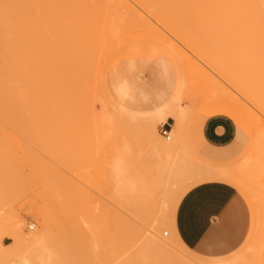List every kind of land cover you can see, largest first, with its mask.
<instances>
[{
  "label": "rangeland",
  "instance_id": "1",
  "mask_svg": "<svg viewBox=\"0 0 264 264\" xmlns=\"http://www.w3.org/2000/svg\"><path fill=\"white\" fill-rule=\"evenodd\" d=\"M177 1L175 5L179 8L178 4L181 6L183 0L180 3ZM185 1L182 5L184 9L188 0ZM68 2L45 0V21L51 23L55 19H63L68 12ZM164 2L166 0H82L79 39L75 43L89 48L91 42L95 41L94 47L89 49V70L93 73L98 68L88 81V97L81 93L78 100L72 103L69 119L51 118L41 124L38 122L26 126L7 127L0 124V147L7 145L17 150H14V170L0 173V264L34 262L29 261V247L16 245L15 248L8 232L12 227H20L23 235H28L43 229L44 217L38 209L49 206L46 192L51 186H58L62 193L63 264H68L71 236L77 235V232L80 234L76 237L79 236L78 249L81 255L85 242L90 245L92 254L97 255L91 254L94 257L91 258V264L95 261V264H184L187 260L190 261L186 264H193L194 261L196 264L214 261L264 264V192L260 189L264 188V183L259 182L260 179L264 182V109L258 106L252 96L243 93L233 81L210 67L182 43L181 35L185 30L187 32L191 24L194 27L193 19L184 16L192 14V10L188 11V3V9L183 10L185 13L181 12L182 6L181 11L176 8L180 20L176 19L178 13H173L174 4H171L173 9L165 11L172 12L170 14L175 18L172 17L171 21H180V25L175 24L177 27L184 24L181 23L182 17H186L184 22L193 21L183 26L188 29L179 27V30H183H180V37L175 26L164 23L167 31L181 40L167 36L173 39L174 44L180 41L178 44L181 45L176 43V46L185 54L188 53L182 56L183 59H189L182 61L177 51H173V48L169 51L178 54L183 63L182 71L174 53L175 57L149 44L130 45L111 56H102L101 52L110 46V40L116 42L119 36H126L132 29L136 30L145 24L147 16L137 5L140 4L153 17L156 14L154 10L157 11L159 22L163 24L160 15L166 6L162 10L159 6ZM170 3L173 2L170 0ZM128 4L133 7H128ZM188 23L191 24L188 26ZM112 31L119 35L114 33V37ZM83 37L84 40H80ZM71 48L72 38L55 49L66 52ZM156 56L165 60L171 83L163 100L159 99L158 94L164 90V80L160 71L153 68ZM197 62L205 72L195 68ZM207 74L220 82L224 89L215 88ZM181 79L183 83L179 82ZM180 83L183 86L179 87ZM177 85L179 90L176 89ZM228 93L231 97L225 105L224 99ZM173 95L178 98H171ZM172 99V103L179 104L184 110L185 117L180 130L175 128L172 118L164 121L153 114L157 105H166ZM120 113L127 117L122 125L116 120V114ZM216 115L230 118L237 128L234 144L224 152L209 150L202 136L204 122ZM115 121L119 124L118 129L114 127ZM163 125L174 129L170 140L161 134ZM234 171L254 175L248 178L251 181L249 184L254 187L249 185L247 191L242 193L236 189L248 214L247 237L238 252L228 259H201L187 252L172 232L175 209L183 195L199 183L223 181L232 185ZM248 193L254 194V200ZM16 222H21V225L17 226ZM163 231L168 234H163ZM102 237L104 240H101ZM151 238L167 241L170 247L154 249ZM79 240H82L81 244ZM165 248L167 251L164 252ZM40 250H34V257ZM37 258H34L36 261L33 264H41Z\"/></svg>",
  "mask_w": 264,
  "mask_h": 264
},
{
  "label": "bare ground",
  "instance_id": "2",
  "mask_svg": "<svg viewBox=\"0 0 264 264\" xmlns=\"http://www.w3.org/2000/svg\"><path fill=\"white\" fill-rule=\"evenodd\" d=\"M81 1L82 0H69L68 12L66 13V16L63 19L58 18L51 23H48L45 21L44 16L45 0H0V124L7 125V127L17 125L26 126L32 123L39 124L38 122L41 124V122L44 123L51 118H53V120H62L65 119V117L66 119H69L72 112V103L78 100L81 93L88 97V81H90V77L93 74L97 73L98 68L93 70V73L89 70V49L94 47L95 44L93 43H95V41L91 42L88 46L89 48H87L86 45L77 46L75 43L78 38V26H81L79 23L82 16L80 10ZM171 1L173 3H170V0H166V2L162 3L163 5H158L161 10L166 6V9L162 11L160 15L163 24L159 22L160 18L157 16V11L154 10L156 13L154 14L157 16H154V18L153 15H149V13H147L140 4L138 6L134 3L147 16L145 24L136 30L131 28L132 30L126 34V36H119L116 42H111L110 40V46L106 47L105 50L103 48L104 52H101L103 53L102 56L104 54L107 57L108 55L111 56L123 47L133 43L146 42L158 45L168 53L170 49L173 48V51L175 50V52L177 51L176 53L180 54L182 60L185 53L181 50V48H179L181 44L178 43L181 42L178 41L177 43L175 41L179 46H176V43L174 44V41H172L173 39L171 40L168 36L170 35L173 38H176L177 36L169 33L164 26V23L173 27L175 26L174 28H177V31H179L178 36L180 37V32L183 30L180 29V31L179 27L182 29H188L183 26L186 25V22L192 21L186 20V22H184L187 17L188 19H193V25L195 28L192 27L191 24L193 21L187 25L189 26L191 24L189 29L194 28V31L192 30L190 32L191 29H188L189 31L187 30L186 32L185 30V33L181 35L182 37H180L181 39L183 38V40L179 37H177L176 40L179 38V40L185 44L187 49H190L198 54L204 62H206V64L215 68V70L219 71V73L233 81L238 89H240L243 93L252 96L258 106L264 109V0H188L187 3L190 8L188 11L190 12V10H192V14L189 13L191 15L188 17L187 12L186 15L180 13L181 16L184 15L186 17H182L183 19L181 18V23L184 24L178 27L175 24L180 25V21L178 22L174 20L177 23L171 21L175 18L173 15L171 16V9L169 11L171 14L167 13L168 11L165 12L168 8H172L173 4L174 7L176 6V0L175 2L174 0ZM178 1L180 3V0ZM184 1L185 0L181 2L182 5L186 2ZM133 2L135 1H132V3ZM187 3L186 5L184 4L186 7H188ZM130 5L131 4H128L127 6L132 8L133 6ZM178 5L181 11L182 5ZM186 7L185 9H188ZM159 8L156 7L155 9ZM176 8L178 7L176 6L174 8L175 10H173V13H178L176 19L179 18L178 20H180V17H178L179 12H177ZM185 9L183 7L181 12H184L183 10ZM158 12L161 11L158 10ZM190 16L193 17L190 18ZM115 28H117V26L114 27V29ZM116 30L119 31L118 29ZM114 31H112V35H114V33L116 34ZM117 35L119 34L117 33L116 36ZM71 38L72 48L70 51L64 52L62 50L58 51L55 49L59 46L62 47L63 43L65 41H70ZM84 38L85 37L80 40L83 41ZM56 44H58V46H55ZM101 44L106 45L105 42H102ZM111 44H113V46ZM184 44L182 45V48L185 47ZM185 51L187 52V50ZM173 53L174 52L171 50L169 54L175 57L174 54L176 55V53ZM177 55L176 61L178 57L179 61H177V63L182 71L183 63H181V60ZM186 57L187 56H185V58ZM186 59L188 60L189 57ZM186 59L183 60L186 61ZM186 64L184 66H187ZM99 65L96 67H99ZM192 66L194 65L192 64ZM197 67L205 72L204 68L198 65V62L196 63L195 68L197 69ZM184 69H186V67H184ZM196 69L195 71L197 72ZM208 78H210L211 84L215 88L224 89L222 84L213 76L208 75ZM180 81L183 83L182 79L179 80V82ZM181 83L179 87L183 86ZM179 87L177 85L176 89L179 90ZM178 90H176V92H178ZM173 97L174 95L171 98ZM230 97L231 96L228 93L224 99L225 105H227L226 101ZM175 98L178 97H174V99ZM174 99L170 100L171 102L168 101L166 105L157 107L155 112L153 111V114H156L158 118L164 119V121L169 117H173L177 125V130H180L183 126V118L185 117H183L184 110L179 104L175 105L172 103ZM103 110H105L104 107ZM106 113L108 114V112ZM117 114L116 120L120 122V125H122V123L127 120V117L121 113L119 115ZM110 117H112V115H110ZM101 118L106 119L103 116ZM100 119L97 121H100ZM117 121H115L114 127L118 129L119 124H116ZM5 133H8V131ZM173 133L174 131L169 133V136L166 139L170 140V134ZM14 150L11 147H7V145L2 148L0 147V173L14 170L13 162L16 160L15 151H17ZM252 163L253 162L250 164ZM259 171L260 170H258V172ZM161 172L162 174L165 173L164 171ZM252 173L254 174V172ZM232 175L233 180L231 184L234 188L241 190V193L247 191L249 185L254 187L249 184L251 181L248 179L249 176L254 175L243 171H234ZM16 177L18 178V176ZM257 179L260 178L258 177ZM254 180L256 181V179ZM260 180V183H264ZM159 181L160 180H156V182ZM255 183H257V181ZM260 189H263L262 192H264V188ZM258 192L260 194V191ZM46 194L48 195L47 200L50 202L48 203L49 206L38 209L44 217L43 229L41 231H34L28 235H23V232L20 231V227H12V229L9 230L8 235L13 242L12 244L15 245V248L16 245L29 247V261L34 260L35 262L36 260L34 258L38 257L39 259L37 258V260H40L41 264H63L64 244L62 241L63 236L61 227V189L58 186H51L48 187ZM251 195V199L254 200V194L251 193ZM251 195L249 194L250 197ZM85 200H87V198ZM84 213L86 214L87 212ZM7 220L9 221L10 219ZM15 220L17 219L15 218ZM13 221L14 220L12 219V222ZM8 223L10 224V222ZM20 223L17 224L16 222L17 226H19ZM94 224L95 223H93V225ZM77 229L75 228V230ZM163 234L166 235L168 232L163 231ZM77 235L80 234L77 232ZM77 235L74 234V236H71L72 240L70 247L68 248V250H70L68 264H91L94 257L92 258L91 256L93 252L89 247L90 245L85 242L83 248L84 253L81 255L79 250L80 248L78 249L79 236L76 237ZM147 238L149 239L150 237ZM102 239L103 237L101 240ZM151 239L154 242V249L170 247V245L167 246V241L163 240V242L153 238ZM89 240H91V236ZM89 240L87 241L89 242ZM80 241L82 240H79V243ZM93 241V244H95V240ZM39 248L41 249L40 253L35 254L36 256L34 257V250ZM163 251H167L166 248ZM175 251L177 252V249H175ZM182 259L184 260V258ZM189 261L187 260V262ZM184 262V264L187 263L186 261ZM195 262L196 261H194V263ZM28 263L30 264V262ZM197 263L199 264L200 262ZM228 263V261L208 262V264ZM230 264L232 263L230 262Z\"/></svg>",
  "mask_w": 264,
  "mask_h": 264
},
{
  "label": "crops",
  "instance_id": "3",
  "mask_svg": "<svg viewBox=\"0 0 264 264\" xmlns=\"http://www.w3.org/2000/svg\"><path fill=\"white\" fill-rule=\"evenodd\" d=\"M134 44H149L161 48L146 42L130 45ZM153 63V68L160 71L164 80V90L158 94L159 99L163 100L166 91L171 88L167 65L161 56H156ZM169 118L174 120L177 129L175 119ZM173 131L171 129L170 133ZM236 135L234 121L222 115L208 118L202 127L207 148L215 152L230 149ZM172 232L187 252L201 259H228L244 244L248 232V214L232 185L223 181L203 182L189 189L179 201L174 213Z\"/></svg>",
  "mask_w": 264,
  "mask_h": 264
},
{
  "label": "built area",
  "instance_id": "4",
  "mask_svg": "<svg viewBox=\"0 0 264 264\" xmlns=\"http://www.w3.org/2000/svg\"><path fill=\"white\" fill-rule=\"evenodd\" d=\"M170 126L167 125V126H162V129H161V134L164 136V137H168L169 136V133H170Z\"/></svg>",
  "mask_w": 264,
  "mask_h": 264
}]
</instances>
